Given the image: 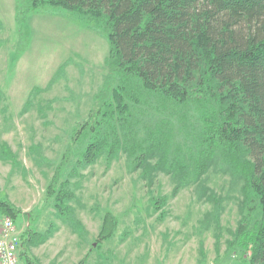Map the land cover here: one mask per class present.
<instances>
[{
	"label": "trees",
	"instance_id": "obj_1",
	"mask_svg": "<svg viewBox=\"0 0 264 264\" xmlns=\"http://www.w3.org/2000/svg\"><path fill=\"white\" fill-rule=\"evenodd\" d=\"M47 8L93 24L109 44L103 87L75 135L77 163L61 182L66 157L47 189L60 217L82 233L70 180L123 154L150 183L170 176L174 196L196 185L219 223L224 200L206 185L214 172L241 185L242 219L229 243L241 255L236 264H264V0H19L17 19ZM1 154L18 164L9 149ZM20 213L0 199L2 217L16 222ZM116 226L106 215L97 249ZM50 237L22 234L31 246Z\"/></svg>",
	"mask_w": 264,
	"mask_h": 264
},
{
	"label": "rangeland",
	"instance_id": "obj_2",
	"mask_svg": "<svg viewBox=\"0 0 264 264\" xmlns=\"http://www.w3.org/2000/svg\"><path fill=\"white\" fill-rule=\"evenodd\" d=\"M18 1L0 0V199L21 211L18 229L51 230L38 246L21 237L18 264H27L22 253L37 264H236L241 255L229 243L242 219V193L229 176H206L224 200L218 223L196 185L174 196L170 176L150 183L130 171L125 155L111 162L104 156L70 180L69 204L84 231L60 217L47 189L66 157L61 182L77 163L75 135L103 87L109 44L93 24L62 9L19 20ZM6 148L15 167L2 157ZM108 214L115 233L97 249Z\"/></svg>",
	"mask_w": 264,
	"mask_h": 264
},
{
	"label": "built area",
	"instance_id": "obj_3",
	"mask_svg": "<svg viewBox=\"0 0 264 264\" xmlns=\"http://www.w3.org/2000/svg\"><path fill=\"white\" fill-rule=\"evenodd\" d=\"M15 222L4 217L0 226V264H18L21 235Z\"/></svg>",
	"mask_w": 264,
	"mask_h": 264
}]
</instances>
